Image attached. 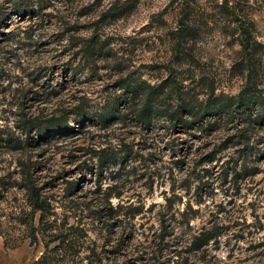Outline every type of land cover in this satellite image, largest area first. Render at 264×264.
Listing matches in <instances>:
<instances>
[{"label": "rangeland", "instance_id": "rangeland-1", "mask_svg": "<svg viewBox=\"0 0 264 264\" xmlns=\"http://www.w3.org/2000/svg\"><path fill=\"white\" fill-rule=\"evenodd\" d=\"M0 264H264V0H0Z\"/></svg>", "mask_w": 264, "mask_h": 264}, {"label": "trees", "instance_id": "trees-1", "mask_svg": "<svg viewBox=\"0 0 264 264\" xmlns=\"http://www.w3.org/2000/svg\"><path fill=\"white\" fill-rule=\"evenodd\" d=\"M15 8L17 9V11L23 10V6L20 7V4L16 5ZM190 17H191V14L189 13V19H190ZM240 27H241L242 33H243L242 46H243V48H244V50L246 52L250 53L253 50V48L255 47V39L253 37L252 31H251V27L246 26L244 23H241ZM155 88H156L155 86H153L151 84H148V91H147L148 98L147 99L149 101H147V103L150 102V99H151V97H152V95L154 93ZM216 111H218V110H216ZM204 235H205V233H203L197 239L198 246H201L204 241H207V240H209L212 237L210 235H206V236H204Z\"/></svg>", "mask_w": 264, "mask_h": 264}]
</instances>
